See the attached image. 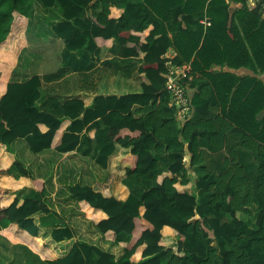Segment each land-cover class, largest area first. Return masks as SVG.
Returning a JSON list of instances; mask_svg holds the SVG:
<instances>
[{
    "label": "trees",
    "instance_id": "trees-1",
    "mask_svg": "<svg viewBox=\"0 0 264 264\" xmlns=\"http://www.w3.org/2000/svg\"><path fill=\"white\" fill-rule=\"evenodd\" d=\"M248 1L127 0L123 13L113 19L108 17L110 0H0V47L10 51L8 59L28 43V25L40 6L57 11L50 24L70 50L74 47L69 41L75 43L80 24L86 23L81 29L97 46L116 42L120 56L144 53L140 72L149 82L139 93L100 97L113 106L93 112L87 127L103 124L107 129L96 160L103 168L115 143L130 149L120 196L69 186L82 209L92 208L102 216L94 221L103 238L124 243L123 255L116 259L77 240L65 256L54 258L37 242L32 216L56 213L46 203L44 181L19 160L0 168V235L22 243L46 264H264V82L257 77L264 75V8H250ZM234 3L241 6L231 11ZM88 9L91 15L85 18ZM66 28L67 34L62 32ZM170 47L177 53L173 67H191L187 90L195 93L187 116L170 103L164 88V55ZM3 66L0 61V73ZM225 66L253 75L235 76ZM40 84L38 76L8 83L0 96V144L7 151L18 138L27 139L32 152L55 148L65 153L79 143L76 133L88 120L80 121L78 110L72 111L82 103L72 101L65 116L42 111L36 105ZM134 105L139 106V118L133 116ZM214 108L221 113L210 119ZM39 124L47 131L41 132ZM64 124L65 132L58 135ZM228 139L254 154L259 164L255 183L235 159L224 160V173L203 166L204 150L218 152ZM162 153L166 157L159 159ZM127 178L143 183L138 194L130 192ZM23 188L29 190L20 198ZM251 202L256 205L252 225L241 217ZM51 236L60 242L74 233L62 226ZM10 247L8 243L5 248Z\"/></svg>",
    "mask_w": 264,
    "mask_h": 264
},
{
    "label": "crops",
    "instance_id": "crops-1",
    "mask_svg": "<svg viewBox=\"0 0 264 264\" xmlns=\"http://www.w3.org/2000/svg\"><path fill=\"white\" fill-rule=\"evenodd\" d=\"M110 1L111 7L108 17L116 19L123 13L122 6L127 0ZM251 1H248V6L254 8ZM240 6L239 3L231 4L230 10L233 11L234 8H239ZM38 10L42 14L38 13ZM56 15L57 11L55 9L36 7L34 18L27 29L28 43L20 50L17 57L11 55V59H5L6 64L2 67L0 73V96L5 93L8 83L24 82L33 76H38L41 84L40 97L36 105L42 111L50 112L55 116H65L70 108L69 104L72 101H79L82 103V107L80 108L78 103L72 112L78 110V119H81L80 121L87 119L88 123H85L82 130L76 133L79 136V143L70 152H58L55 148L32 152L29 141L25 138L16 139L10 146L9 151L6 150L4 145L0 144V168L8 167L13 161L19 160L31 172L34 178H40L44 181L46 203L56 214H43L39 212L32 216L39 231L37 242L43 244L54 258H61L67 254L75 241H82L79 238L77 230L79 227L77 225L80 222L85 224L84 228L92 227L95 231L94 218L96 217L98 220L102 218L100 213L92 208L82 209L77 200L71 198L69 186L75 184L89 186L105 196L112 195L119 197L124 187L122 181L126 179L125 169L130 166L124 160L130 155V149L124 148L117 143H115L114 152L108 157L107 166L103 168L97 163L96 160L99 156L101 142L106 136L107 129L103 124H100L98 129L87 130V127L92 123L90 117L93 112H98L105 105H107L108 109L113 106V102L111 101H107L106 103L101 102L100 97L106 99L107 97H121L139 93L142 90V84H149V82L145 78V75L140 72L144 53L138 52V55L134 57L120 56V47L116 42L97 46L94 41L91 42V37L86 33V30L81 29L86 23L80 24L79 35L75 37V43L72 44L69 41V45L74 47L72 48L73 50H70L65 39L58 37L55 34L53 25L50 24V21L54 20V16ZM90 15L91 10L88 9L85 18ZM201 22L204 23V21ZM87 30L88 32L91 31L90 28ZM68 31L69 28H66L62 32L67 34ZM127 45L132 46L133 44L128 43ZM7 51L9 50L5 49L4 46L0 47V59H2V56H7ZM176 55L175 48H168L164 55V58L167 59L166 64H171V60ZM184 67H189L191 70L190 64H186ZM213 69L215 71L220 70L217 66ZM224 70L235 76L253 75L251 71L243 68L236 70L225 66ZM196 75L202 77L200 74L196 73ZM257 77L264 82V75H257ZM194 93L188 90L189 98ZM138 110V105L132 107V113L135 118L141 116ZM220 113V108H214L208 118L214 119ZM98 121L100 122L101 120L98 118ZM69 123L67 122L68 125ZM38 128L41 132L47 131V127L43 124H39ZM66 128V124H64L59 130L58 135L63 134ZM165 157V153L159 155V159H164ZM187 158L188 156H186ZM233 159L244 168L246 176H248L250 181L255 183L256 178L259 176L258 161L251 151L237 148L235 142L231 139H228L218 152L204 150L203 166L209 171L224 173L226 169L224 160L231 161ZM162 168H164L163 165ZM46 169H48V172H44ZM49 169H53L52 175H45L50 172ZM64 174L67 175V181H70L68 183L70 200L66 204L64 203L66 215L59 213V211L53 208L57 206L58 201H56L54 206H52L50 201V196H52L55 189V183L56 186L58 183L65 184L64 180L66 177L59 178L60 175ZM127 180L130 182V179L127 178ZM51 182L54 183V186H52ZM125 184L128 186L130 192H132L133 188L131 185L129 183ZM141 184L143 185V183ZM28 190L29 188H23L20 191V198L28 193ZM48 193L51 195L48 196ZM53 200L55 201V199ZM243 208L244 212L241 213V217L245 221H248L251 217L253 224L256 213L255 203L251 202ZM77 211L79 214H77ZM247 213L249 216L246 220ZM69 217L76 218V220L79 217L80 222L78 220L79 223L71 221ZM37 219L41 222H37ZM49 219H51V222H47ZM82 219L83 221H81ZM62 226H68L74 233V236L70 240L55 242L52 239L51 233L55 228ZM167 230L166 228L163 230L164 234L168 232ZM41 232L42 236L44 235L42 239H40L39 235ZM95 232L103 238L97 229ZM103 240L111 245L115 244L104 238ZM7 242L11 244V247L16 245L5 235H0L1 256L7 255L3 253V250H6ZM21 244H18L22 250L21 252L24 255H31L28 251L30 249ZM122 244L124 245V243ZM11 251L13 252V249ZM31 252L34 253L33 251ZM107 252L112 253L111 251ZM123 253L124 246L122 253L119 255L112 254L116 259H119ZM22 261L20 264H32L29 259H26L24 263Z\"/></svg>",
    "mask_w": 264,
    "mask_h": 264
},
{
    "label": "rangeland",
    "instance_id": "rangeland-1",
    "mask_svg": "<svg viewBox=\"0 0 264 264\" xmlns=\"http://www.w3.org/2000/svg\"><path fill=\"white\" fill-rule=\"evenodd\" d=\"M40 10H38L39 11L38 13H41L42 14V12H41L42 10L41 11ZM42 19H43V17H42ZM8 52H10V51H8ZM13 57H15V56H13ZM6 58L8 59V56H2V59H0V61L1 62H4L6 64V60H5ZM49 171L50 172L49 173H46L45 175H47V174L52 175L53 169L52 170L49 169ZM44 172H48V169H46ZM62 177H66V179L64 180L65 181V184L64 183H58V185L56 186V183H55V189H54V191L52 193V196H50V201H51L52 206H54L56 204V201H58L57 206L56 207H53V208L56 211H59V213H61L63 215H66V207H65V204H66V202L68 200H70L69 193H68V186H69L68 183L70 181H67L68 178H67V175L66 174L59 176L60 179H62ZM129 183L131 184V187L133 188V191H132L133 193H139L140 190L143 188V185L141 183H136V182L132 181L131 179H130V182ZM51 184H52V186H54V183L51 182ZM49 195H51V194L48 193V196ZM53 199H55V201ZM77 214H79L78 211H77ZM248 216L249 215L247 213L246 220H247ZM69 219L71 221L76 222V223H79L80 222V218L79 217H77V220L79 222L76 220V218L69 217ZM38 221H40V220L37 219V222ZM81 221H83V219ZM47 222H51V219H49ZM247 222L249 224H252L251 217H250V219ZM84 226H85V224L84 223H81V222H80V224L77 225V227H78L77 230H78L79 238L82 241H86L87 243H89L91 245H95V246H97V247H99V248H101L103 250L111 251L113 254H116V255H119L120 253H122V249H123V246H124L122 243H120V244L119 243H115L114 245H111L109 243H106L103 240V238L100 235H98L97 232H95L97 228H95V231H94V228H92V227H85L84 228ZM39 235H40V239H42L44 237V235L42 236V232L39 233ZM15 244H16L15 246L10 247L11 250L13 249V252L10 250V248H7V250H3V253L4 254H7V255H4V256H1L0 255L1 256L0 257V264H20V262L22 260H23L22 263L26 262V259H29L32 264H41V263L42 264H46V263H44L40 259V257L38 255L32 253L30 250H28L27 248H25V246H24V248L26 250H28L31 253V255H29V254L28 255H24V253L21 252L22 251L21 248H19L20 246H18L19 243H15ZM174 246L175 245H173V248H174Z\"/></svg>",
    "mask_w": 264,
    "mask_h": 264
},
{
    "label": "built area",
    "instance_id": "built-area-1",
    "mask_svg": "<svg viewBox=\"0 0 264 264\" xmlns=\"http://www.w3.org/2000/svg\"><path fill=\"white\" fill-rule=\"evenodd\" d=\"M253 7L259 5L264 8V0H252ZM164 88L170 96V103L177 107L182 116H187L190 111V98L188 95V83L191 81V70L189 67L175 68L167 64Z\"/></svg>",
    "mask_w": 264,
    "mask_h": 264
}]
</instances>
